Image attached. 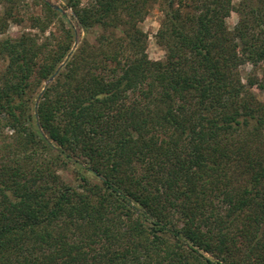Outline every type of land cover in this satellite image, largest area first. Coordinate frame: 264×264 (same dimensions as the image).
<instances>
[{
	"label": "trees",
	"instance_id": "trees-1",
	"mask_svg": "<svg viewBox=\"0 0 264 264\" xmlns=\"http://www.w3.org/2000/svg\"><path fill=\"white\" fill-rule=\"evenodd\" d=\"M41 3L55 42L0 39V264H264V0H67L74 49Z\"/></svg>",
	"mask_w": 264,
	"mask_h": 264
},
{
	"label": "rangeland",
	"instance_id": "rangeland-1",
	"mask_svg": "<svg viewBox=\"0 0 264 264\" xmlns=\"http://www.w3.org/2000/svg\"><path fill=\"white\" fill-rule=\"evenodd\" d=\"M47 1H49L54 8L60 10L64 15L65 20H68L76 29V31H78V36L72 43V49H74L77 43L80 42L82 38L86 35H84L85 33L76 25V20L73 17V13L71 9L66 5L67 0ZM89 1L90 0H82V4H87ZM233 1L238 2L239 0ZM41 2L42 0H24L20 5L21 7L19 8V11L15 15L17 17V21L10 20L8 22L5 31L3 33H0V39L4 37L15 38L22 33H26L30 36H35L37 38L38 43L44 42L45 40H48L49 42H55V38L60 37L62 35V31L60 30L61 25L57 19H53V21L48 24V26L43 32L39 31L37 28H34L32 26L31 18L39 17L43 20L45 18ZM1 14L2 6L0 5V15ZM161 17L162 12L160 10V4L157 2L153 5L152 9L149 10L144 19L139 23L142 30H144L148 35L146 52L148 56L154 60L163 59L164 57V50L156 43L154 37V34L159 28V21ZM236 22L237 14L232 12L230 16L226 19V23L229 28H232ZM88 37L91 38L90 36ZM5 65V59L0 56V72L5 68ZM251 70L252 66L250 64H245L239 67L240 74L243 78H245L249 72L251 73ZM256 74L260 76V71H256ZM48 80L44 82V85L48 82ZM38 90L36 92H38ZM253 92L255 94L256 99L264 102V89L253 87ZM35 102L37 103L36 99ZM59 173L67 181L70 180L69 178L71 177L67 170H61L59 171Z\"/></svg>",
	"mask_w": 264,
	"mask_h": 264
},
{
	"label": "water",
	"instance_id": "water-1",
	"mask_svg": "<svg viewBox=\"0 0 264 264\" xmlns=\"http://www.w3.org/2000/svg\"><path fill=\"white\" fill-rule=\"evenodd\" d=\"M52 78H53V76H51V77L49 78V81H50Z\"/></svg>",
	"mask_w": 264,
	"mask_h": 264
}]
</instances>
